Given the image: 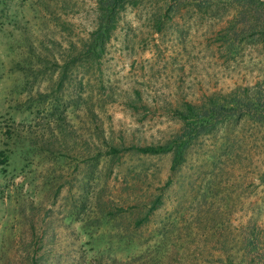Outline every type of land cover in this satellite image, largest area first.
I'll use <instances>...</instances> for the list:
<instances>
[{
	"label": "rangeland",
	"instance_id": "obj_1",
	"mask_svg": "<svg viewBox=\"0 0 264 264\" xmlns=\"http://www.w3.org/2000/svg\"><path fill=\"white\" fill-rule=\"evenodd\" d=\"M0 264H264V0H0Z\"/></svg>",
	"mask_w": 264,
	"mask_h": 264
}]
</instances>
